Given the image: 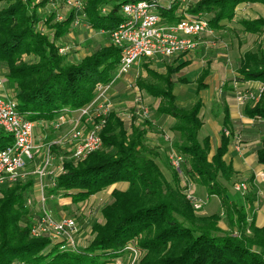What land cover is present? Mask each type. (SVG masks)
<instances>
[{"label": "trees", "instance_id": "obj_1", "mask_svg": "<svg viewBox=\"0 0 264 264\" xmlns=\"http://www.w3.org/2000/svg\"><path fill=\"white\" fill-rule=\"evenodd\" d=\"M135 1L139 0H85L84 20L94 30L108 34L123 20L121 6ZM242 2L264 4V0H198L188 5L187 12L203 16L209 28L218 29ZM0 3H4L0 8V66L6 69L4 76L13 87L18 112L27 119L51 120L65 109L78 110L94 99L96 84L108 85L115 79L120 49L111 43L78 61L59 52L58 42L72 30L74 9L58 21L48 0ZM103 7L107 8L105 13L101 12ZM40 8L48 13L40 14ZM159 10L166 20L176 19V3ZM240 22L250 32L264 29L261 17ZM42 29L51 30V36ZM181 66L168 65L164 73L147 68V77L138 78L136 84L159 99L156 114L175 119L171 130L179 136L173 147L188 160L185 173L209 195L219 197L230 230L219 228L220 213L201 215L194 211L183 193L178 171L170 165L167 176L162 170L158 151L147 144L146 128L127 124L110 112L100 131L101 148L79 162L65 160L64 173L46 190L47 195L71 197L77 204L115 183H128L125 190H112L111 201L101 209L103 222L92 225L87 245L75 251L61 250L46 236H31L36 214L27 206V199L33 183L18 181L0 187V264H111L125 255L129 242H135L142 252L137 264H264V226L255 225L253 214L248 222L255 195H243L251 208L248 211L245 204L229 195L235 171L224 160L233 134L227 111L220 145L209 157L210 139L199 137L202 101L189 107L176 103L172 78ZM238 75L239 81L264 83V51L245 53ZM199 88H203L201 80ZM243 113L263 122L264 94L253 104L246 103ZM12 142L11 135L0 128V149ZM255 155L257 163L264 165V138Z\"/></svg>", "mask_w": 264, "mask_h": 264}, {"label": "built area", "instance_id": "obj_2", "mask_svg": "<svg viewBox=\"0 0 264 264\" xmlns=\"http://www.w3.org/2000/svg\"><path fill=\"white\" fill-rule=\"evenodd\" d=\"M39 1L41 0H34L35 3ZM193 1L198 0H168V3L163 6L160 0H139L123 4L121 6L123 20L108 32L109 43L120 49L115 79L125 78L134 63L140 59H172L195 51L198 38L211 30L203 16L187 12L188 5ZM48 3L56 12L58 21L63 20L65 16V13L60 11V4H63L68 9L76 11L73 27L82 26L89 34L94 31L84 20L85 0H48ZM173 3L177 4L176 19L166 20L159 8L169 9ZM106 10L107 8L103 7L101 12L105 13ZM100 33L105 32L100 30ZM66 50V46L59 48L62 54H65ZM107 88L108 85L96 84L94 99L80 108V118L83 117L85 124L91 125L90 128L73 127L67 135L45 142L46 137L36 136L35 129L46 131L50 127L59 128L65 122V113L68 110L65 109L51 120H29L18 112L13 91L6 94L0 84V128L11 135L13 140L11 145L0 149V187L23 181L29 175H33V190L27 199V206L32 208L35 202L42 206H40V214L34 217L30 235L33 237L46 236L61 250L75 251L83 248L92 236V227L87 231H82L76 216H54L44 208L48 198L46 190L47 187L54 185L56 177L64 173L65 160L71 159L79 162L90 152L101 148L100 131L105 124L110 106L109 103H105L104 98L102 99ZM261 94H264V83L259 85L257 93H253L252 90H247L245 93L238 91L236 92L237 104L244 105L248 99H253L255 102ZM134 105L140 108L137 112L146 118L148 110L142 103L138 91H136ZM224 133L229 135L228 130L224 129ZM239 143V137H235L236 149H239ZM54 146L60 147L61 150L68 147L66 150L71 153L67 157L62 152L54 150ZM169 159L171 166L180 175L183 193L192 204L194 211H200L203 202L192 194L190 185L193 180L182 171L183 155L176 150H171ZM29 164L33 167L30 172L27 171ZM260 179L264 180V173L260 174ZM43 180H49V182L44 183ZM233 188L242 194L247 189L244 182L234 183ZM141 253L133 242H129L125 247V260L121 264H137Z\"/></svg>", "mask_w": 264, "mask_h": 264}, {"label": "crops", "instance_id": "obj_3", "mask_svg": "<svg viewBox=\"0 0 264 264\" xmlns=\"http://www.w3.org/2000/svg\"><path fill=\"white\" fill-rule=\"evenodd\" d=\"M160 3L162 6L166 5L168 3V0H160ZM258 17L264 18V4L260 2H242L235 7L234 15L230 20H223L221 22L220 28H210L211 32L203 33L198 38V46L195 51L187 53L185 55L173 57L171 63L163 65L162 71H160V69H157L156 66L153 65L154 63L151 61V59H140L139 61L134 63L129 73L126 75L125 79H130L132 72H136L134 78L130 79L132 80L130 81V83L132 85L131 87L135 98L136 91H138L143 104L146 105V103L153 102L155 104L154 108L156 110V107L159 103V99L152 97L151 95L141 90L137 86L136 80L140 77H147V68L152 69L158 73H164L168 65L177 66L182 64L179 71L176 72L172 78L175 81L173 93L176 96V103L180 107H189L196 101L201 100L203 103L202 115L203 109L207 108L209 103L208 113L204 116V118L202 117L203 125L199 131L200 138L208 136L210 139L211 151L209 157L213 155L216 147L220 145L223 128V119L225 116L226 109V113L229 117V120L231 121V128L233 130V134L232 137L229 139V144L227 151L224 155V160L226 162L231 163L235 171L234 178L232 179V186L229 187V195L231 199H235L237 200V202L245 204L247 211L252 208L250 214L248 215V222L251 221V214H253L255 225L257 227H263L264 180L260 179V174L264 173V165L257 163L255 155V150L261 144L262 141L260 136H258V125L261 126V121L246 117L243 113L244 105L241 106L237 104L235 97L227 94L228 92L234 94L237 89L257 87L262 83L257 80H237V77L239 76L238 69L240 67V63L243 59L244 54L247 52L264 51V29L255 32H250L245 30L240 22L244 19L253 20ZM87 33L89 34L88 31ZM92 34L96 35L101 33L100 31L94 30L89 35L91 36ZM214 37H217V42L211 40ZM219 39L222 40V44L227 45L226 51L223 50L218 52L215 49L214 46L219 45ZM61 43L64 44V42ZM107 44L108 43H106L105 45ZM208 46H212L214 47V49L210 51ZM206 54H208L209 56L207 59V65H198L203 63V57ZM163 60L166 59H162V61ZM2 71H5L4 68H2ZM204 72L205 75L202 76V73ZM230 73L233 74V81L232 85H230V89L227 90L224 87V81H226V78ZM122 79L124 78L114 79L112 82H110V84H108V88L113 84L115 80L122 82ZM200 80L203 84V88H199ZM0 84L6 94H9L13 91L12 85L7 83L5 78L4 82H2V80L0 79ZM223 84L224 86L222 87ZM183 86H191L190 94H192L193 100L189 102V105L183 104L179 101L178 92L179 90L184 89ZM208 93H214L218 95V97L216 96L213 100L211 97L206 98V94ZM129 106L135 105L133 102H131ZM80 112V109L72 111L68 110L65 113V122L59 128H51L50 130L46 131H41L40 129L36 128L35 135H42L44 137H47L50 133H54L57 134L56 136L51 138V140H54L57 139L59 136L67 135L73 127L86 129V126H84V124L86 123L84 122L85 119L83 117L80 118ZM110 112H115L116 115L122 120L126 121L127 124L133 122L131 118L124 117V114L122 112L111 108V105L109 106L108 114ZM152 118V123L155 125V128L153 131L146 129V141L150 147L158 151L160 157L161 148L168 149L172 147L171 145H173L169 143V139L166 138H170L171 141L174 143L178 140L179 135L177 132L171 130V126L175 121L172 116L167 114L158 115L155 111ZM90 127L91 125H89V128ZM240 131L242 133L241 135L243 136V138L241 139L242 143L240 144L239 149H236V132L240 133ZM56 151L59 153L61 152L60 149ZM164 156L166 158V155ZM165 158L163 160H166ZM157 160L159 164L160 162H162L159 158ZM32 168V164L27 165V171L30 172ZM183 168L185 173L186 168H188V160L186 157H184L183 159ZM26 180H32V183H34V179L31 178V175H29L23 181ZM238 182H244L246 184L247 189L244 194L249 192L255 195L256 198L251 208L248 203H245L243 201V194L233 188V184ZM120 184H122L123 187L119 188ZM127 186V182L115 183L110 186L111 188L109 189V194L111 195L112 190L115 188L119 190H125ZM190 190L195 197H197L203 202V208L202 211L199 212V214L210 215L220 213L221 219L218 222V226L222 229L230 230L227 220L224 217L225 214L223 213L219 197L216 195H209L203 185L194 181H192L190 185ZM67 198L71 202V197L63 198L57 195H48L47 199L51 200L52 203L57 206V204L62 203V199ZM54 200L56 201V203ZM83 202L84 201H81L79 203L82 204ZM46 203L50 205L48 201ZM32 212L34 213L35 211L32 210ZM221 221L223 222L222 225L219 224L221 223ZM117 261L120 262L119 259H117L115 262ZM119 264H121V262Z\"/></svg>", "mask_w": 264, "mask_h": 264}, {"label": "rangeland", "instance_id": "obj_4", "mask_svg": "<svg viewBox=\"0 0 264 264\" xmlns=\"http://www.w3.org/2000/svg\"><path fill=\"white\" fill-rule=\"evenodd\" d=\"M167 1V0H166ZM4 5V3H0V8ZM51 6L49 5V8ZM71 9H68L67 7H65L63 4H60V11L63 13H67V11H70ZM39 13L42 15H46L48 12L47 9L44 8H40ZM44 33H47L48 35L51 36L52 31L48 30V29H44L43 30ZM211 40L217 42V37L212 38ZM64 42V44H62L61 42L59 45L61 46H66L67 50H66V54L68 56V58L72 61H78L80 58H82L83 56H85L86 54L92 52L93 50H95L97 47H100L102 45H105L106 43H109V36L106 33H101V34H96V35H89L87 33V31L84 29V27H73L72 25V30L69 33V35L62 40ZM222 40L219 39V45L214 46L215 49L219 52V51H226L227 45L222 44ZM214 47L212 46H208L209 50H213ZM220 49V50H219ZM208 51V50H207ZM208 54H206L203 57V63L198 64V65H207V59H208ZM24 59L26 60H32L33 58L31 56H24ZM151 61L154 63L153 65L156 66L157 69H160V71L163 70V65L165 64H169L171 63L172 59H166L163 60L161 58H155V59H151ZM2 66H0V79L2 80V82H4V78H5V71L6 69L4 68V72L2 71ZM136 72H132L131 74V78L133 79L135 76ZM176 77V76H175ZM233 74H229L226 78V81H224V84L222 85V87L224 86L227 90L230 89V85H232V79ZM235 77V76H234ZM130 78V79H131ZM6 79V78H5ZM130 79H122V82L115 80L113 82V84L104 92V95L102 97V99H105V103H109L111 105V108H114L120 112H122L124 114L125 117H131V119L133 120V122L136 125H140L150 131H153L155 128V125L152 123V117L155 113V104L152 103H146V107L148 110V115L146 118H143L142 115L137 112L139 111L138 109L140 108H136L135 106H129L131 104V102L135 103V95L132 91V85L130 83ZM183 90H179L178 92V96H179V101L183 104H187L189 105V102H191L193 100V96L191 93V86H183ZM247 90H252L253 93H257L259 90V86L257 87H250L247 89H237L235 91L234 94L231 93H227L230 96L235 97L236 100V92L241 91L242 93H245ZM218 97V95L216 94H206V98H212L215 99V97ZM101 99V101H102ZM143 103V102H142ZM237 103V101H236ZM246 103H254L253 99L250 100H246ZM240 105V104H239ZM245 105V104H244ZM243 106V105H241ZM209 110V103L207 108L203 109V115L202 117L204 118V116L208 113ZM136 111V112H135ZM134 112V114H133ZM261 126L258 125V136H260L261 140H263L264 138V123L260 122ZM84 126H86V129L89 128V124H84ZM51 129V127H50ZM49 129V130H50ZM236 137H239L240 139V144L242 143V138L243 136L241 135V131L236 132ZM49 134V133H48ZM57 134H52L50 133L45 139V142H50L51 138L56 136ZM61 135V134H60ZM63 135V134H62ZM169 139V143L173 144V142L171 141L170 138ZM260 140V139H259ZM172 147L168 148V149H164L161 148L160 149V157L159 159H161L162 162H160V166L162 168V170L164 171V173L168 176V166L171 165L170 163V159H169V153L171 152V150H175L173 145H171ZM54 150H58L60 149V151L63 153V155L65 156H69L71 151H67L66 149H68V147L65 148V150H61L60 147L58 146H54ZM166 155V158L165 156ZM166 160H163V159ZM165 164H164V163ZM181 167H183V162L181 163ZM31 178H33V175H31ZM234 178V176H233ZM232 178V179H233ZM44 183H48L49 180H43ZM123 187L122 184L119 185V188ZM111 187H108L107 189H104L96 194H93L92 196H89L86 200H84V202L81 203H77V204H73L72 200L70 202V200L67 199H62L61 200V204H57L54 205L52 203L51 200H46V202L48 201L50 203V205H48V203H45L44 208H46L47 210H49L54 216H62V215H67V216H76L77 221L79 226L81 227L82 231H87L89 230L90 227H92V225L94 223L97 222H103V217H102V213H101V209L108 204L111 201V195L109 194V189ZM111 191V190H110ZM240 192V191H238ZM241 193V192H240ZM193 194V193H192ZM242 194V193H241ZM194 195V194H193ZM244 195V194H243ZM64 198V197H63ZM56 200V199H55ZM54 200V201H55ZM56 203V201H55ZM42 205L39 204H33V207L31 208L33 211H35L34 213L36 215L40 214V209ZM203 208V206H202ZM202 211V209L200 210ZM200 211H197L196 213L199 214ZM220 225L223 224V222L221 221V223H219ZM220 228V227H219ZM222 231H229L227 229H222L220 228ZM133 245H135V242H133ZM142 256V253L140 254V257ZM120 262L122 263L125 260V255L123 257H121ZM120 262H115L114 264H119Z\"/></svg>", "mask_w": 264, "mask_h": 264}]
</instances>
